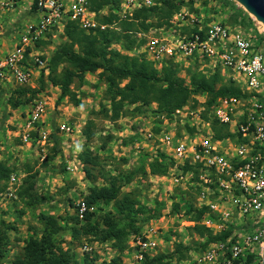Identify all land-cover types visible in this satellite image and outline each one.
Masks as SVG:
<instances>
[{
    "label": "rangeland",
    "instance_id": "374dc122",
    "mask_svg": "<svg viewBox=\"0 0 264 264\" xmlns=\"http://www.w3.org/2000/svg\"><path fill=\"white\" fill-rule=\"evenodd\" d=\"M183 2L182 11L187 19L193 15L202 25L214 22L230 29H240L264 52L261 24L235 1ZM24 7L22 0H0V58L16 44L23 24L28 21ZM121 9L119 2L112 11L118 20L110 26L117 35L110 47L111 51L120 55L115 58L116 65L122 62V58L143 59L159 76L166 66L172 65L177 77L185 84L192 72L211 75L198 59L169 58L159 66L146 45L154 37L172 38L170 20L169 25H164L162 21L150 19L146 32L135 29L127 40L123 36L122 22L129 21L136 10H132L130 16L126 14L121 18ZM109 12L105 8L95 13L93 20L100 23L101 17ZM160 23L163 25L160 26ZM62 33L51 31L45 44L39 46V55L50 59L54 48L63 41ZM130 40L134 43L129 44ZM64 68L65 65L56 68L55 75L60 76ZM99 72L84 74L82 83L73 80L70 90L81 100L77 107L67 98L58 102L60 91L45 76L37 78L31 86L34 88L30 89L36 93L28 92L19 97L13 95L14 99L21 101L17 109L9 103L11 94H2L0 162L10 168L9 176L15 175V181L11 183L9 176L0 180V264H13L21 257L25 243L30 238L40 237L43 232L40 215L57 218L54 243L72 253L79 264H83L85 258L92 260L93 264L109 263L112 259L120 264H139L135 258L137 248L133 247L135 237H143L155 245L146 250L143 259L170 255V264H179L193 257L210 236L218 235L221 230L218 226L222 222L210 212L199 222L194 221L196 211L206 201L201 198L196 174L160 158L154 147L156 139L148 138V134L158 135L167 126L166 118L158 113L156 104L126 105L118 119L111 120L106 83L98 80ZM220 76L219 85L229 82L227 72H221ZM195 100L196 103L190 101L185 107L194 111V115H205L206 120L212 122L206 110V96H196ZM33 101L41 102L46 111L42 127L49 132V140L44 146L36 132L29 133L26 139L23 137L24 120ZM193 119L192 115L186 116L176 121L174 128L178 133H190L187 124ZM62 126L68 128V132L60 130ZM55 145L58 152L53 155ZM84 153L93 161L85 165L90 170L88 177L81 163ZM156 168H161L160 172L153 173ZM112 182L119 187V194L108 206L95 207L92 222L105 232L108 230L103 223L106 217L114 223L116 232L122 231L125 235L122 238L110 237L106 241H101V235H94L93 231L73 236L72 227L83 225L82 222L76 224L75 217L82 220L78 217L77 204L90 188ZM124 200L130 202L129 209L119 213L118 202ZM207 221L210 224L208 227L205 226ZM201 226L208 232L202 229V233H198L195 228ZM84 245L88 246L89 252L82 250ZM261 254V250L256 249L241 264H248V260L250 264H260Z\"/></svg>",
    "mask_w": 264,
    "mask_h": 264
},
{
    "label": "built area",
    "instance_id": "2783aa9c",
    "mask_svg": "<svg viewBox=\"0 0 264 264\" xmlns=\"http://www.w3.org/2000/svg\"><path fill=\"white\" fill-rule=\"evenodd\" d=\"M22 1L28 21L16 44L0 58V90L5 92L18 87L34 88L31 86L41 73L48 75L47 59L39 55L38 43L45 41L51 31L62 32L69 21L84 30L107 27L93 20L95 13L90 11L88 0ZM159 1L119 0L121 18ZM170 25V40L154 37L146 45L159 66L169 58L198 59L209 73L227 72V78L248 96L216 99L208 111L212 122L184 106L166 118L167 126L158 135L148 134L149 139H156L158 154L165 155L180 169L188 166L198 171L201 198L206 200L203 206L222 222L218 234L230 232L224 240L209 243L179 264H241L247 255L264 248V104L256 97L264 89V52L240 29L214 22L202 25L193 15L187 19L182 9L172 16ZM45 112L41 102L33 101L24 120V139L36 132L43 146L48 142L49 132L42 127ZM190 115L194 119L187 128L193 132L178 133L174 128L176 121ZM213 124L226 127L232 137L215 139ZM60 130L68 132L63 126ZM9 181L14 182L15 175L11 174ZM94 209L86 207L82 200L77 204L78 217L83 219L85 212ZM205 226H210L208 221ZM147 240L134 238L138 262L146 250L155 246ZM82 250L90 251L87 245Z\"/></svg>",
    "mask_w": 264,
    "mask_h": 264
},
{
    "label": "trees",
    "instance_id": "16d2710c",
    "mask_svg": "<svg viewBox=\"0 0 264 264\" xmlns=\"http://www.w3.org/2000/svg\"><path fill=\"white\" fill-rule=\"evenodd\" d=\"M90 11L99 13L107 8L110 12L101 17L100 24L107 25L104 30L99 29H81L76 22H67L63 27V41L59 43L50 57L47 59L48 75L47 79L52 86L59 89L58 102L67 98L74 106H79L81 100L71 92L70 86L74 79L82 83L84 74H92L100 71L97 76L99 81L106 83V96H108L109 111L111 120L118 119L120 113L126 105H143L155 103L157 111L164 118H170L176 110L183 108L188 102L196 103L195 97L204 95L207 100L205 102L206 110L209 111L210 106L214 104L216 99L223 97L242 98L248 97L242 94L241 89L231 80L227 84L219 85L221 82L220 72L215 70L211 75L206 76L200 72H192L189 74L188 83L185 84L183 79L177 77L176 69L166 66L162 75L159 76L143 59L122 58V62L115 64V58L120 57L118 52L111 51L110 47L115 43L117 35L115 30L110 26L117 22V16L112 13L119 5V0H88ZM190 2L192 0H189ZM183 1L160 0L158 5L150 8H141L133 12L129 21L122 22L123 36L129 40L130 35L135 29H142L143 32L148 30V21L156 19L162 21L164 25H169L172 16L180 11L184 6ZM119 23V22H118ZM162 24V25H163ZM160 26L161 23L159 24ZM171 27V25H170ZM136 32V31H135ZM264 42V38H262ZM134 41L130 40L129 44ZM45 44L44 41L38 43V46ZM259 46V44L257 43ZM43 58V57H42ZM65 65L60 76L55 75V70L59 66ZM44 75L41 73L40 77ZM39 90H41L39 88ZM36 93L34 89L18 87L8 91L10 93L9 103L13 109H17L21 105L18 98L14 99L13 95L18 97L26 93ZM5 91L0 90V98ZM260 103L264 104V96H256ZM4 110V109H3ZM108 113V111H106ZM204 119H207L203 115ZM215 139L232 137L227 132L226 127L212 126ZM191 133L192 130L188 129ZM88 134V133H87ZM87 137H89L87 135ZM53 155L58 152L57 145L52 149ZM160 158L168 159L165 155L159 154ZM81 163L84 165L85 174L90 176V170L85 166L92 163V159L84 153ZM172 162V161H171ZM90 163V164H91ZM153 167V166H152ZM161 168L153 169L154 172H160ZM184 171H190L198 175V171L192 167L185 166ZM11 172L10 168L0 162V180H6ZM198 178V177H197ZM119 194V187L114 182L109 185L94 186L90 188L88 194L84 196L83 202L86 207L108 206L114 202ZM130 202L124 200L118 202L117 211L125 212L129 209ZM208 215V208L200 207L195 213V222H199L204 216ZM93 212H85L80 227H72V235L79 236L81 233L89 234V232L101 235V241H106L110 237L122 238L124 232H116V226L109 219L104 217L103 223L108 226L107 231H100L92 222ZM43 222V232L39 238H30L22 248V255L16 259L13 264H79L72 253L58 247L53 240V235L58 229L57 218L52 215H40ZM198 233L208 230L205 227H196ZM208 232V231H207ZM229 231L222 232L218 235L210 236L207 242L202 245L199 251L206 248L209 243L218 240H224L229 235ZM1 256V253H0ZM182 259V258H181ZM252 259V258H251ZM172 257L170 255H156L153 257H145L139 264H170ZM247 260V259H246ZM83 264H93L92 260L84 259ZM105 264H120L118 260L112 259ZM250 264V260H248Z\"/></svg>",
    "mask_w": 264,
    "mask_h": 264
},
{
    "label": "water",
    "instance_id": "95a60500",
    "mask_svg": "<svg viewBox=\"0 0 264 264\" xmlns=\"http://www.w3.org/2000/svg\"><path fill=\"white\" fill-rule=\"evenodd\" d=\"M238 3L248 14L261 24L264 32V0H233ZM264 264V248L261 254V262Z\"/></svg>",
    "mask_w": 264,
    "mask_h": 264
}]
</instances>
